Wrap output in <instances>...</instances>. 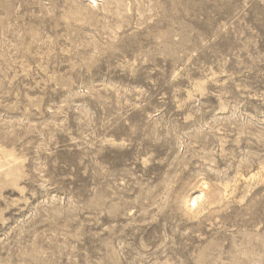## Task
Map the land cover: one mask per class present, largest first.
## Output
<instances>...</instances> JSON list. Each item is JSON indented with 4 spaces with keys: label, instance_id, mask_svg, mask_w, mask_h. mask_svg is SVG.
I'll return each instance as SVG.
<instances>
[{
    "label": "rangeland",
    "instance_id": "1",
    "mask_svg": "<svg viewBox=\"0 0 264 264\" xmlns=\"http://www.w3.org/2000/svg\"><path fill=\"white\" fill-rule=\"evenodd\" d=\"M91 2L0 0V264H264V0Z\"/></svg>",
    "mask_w": 264,
    "mask_h": 264
},
{
    "label": "bare ground",
    "instance_id": "2",
    "mask_svg": "<svg viewBox=\"0 0 264 264\" xmlns=\"http://www.w3.org/2000/svg\"><path fill=\"white\" fill-rule=\"evenodd\" d=\"M92 2V4L94 5H96V4H98V2H99V0H91ZM197 196V195H196ZM201 197V196H200ZM198 197H191V201L193 202V203H195L196 205H197V202H198ZM191 201H189L190 203H191ZM201 201V200H200ZM189 206H190V204H189Z\"/></svg>",
    "mask_w": 264,
    "mask_h": 264
}]
</instances>
